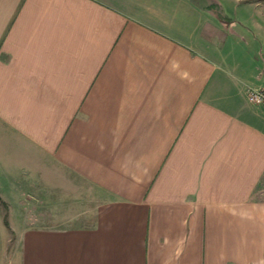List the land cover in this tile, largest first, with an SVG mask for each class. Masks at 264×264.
<instances>
[{
    "label": "crops",
    "instance_id": "1",
    "mask_svg": "<svg viewBox=\"0 0 264 264\" xmlns=\"http://www.w3.org/2000/svg\"><path fill=\"white\" fill-rule=\"evenodd\" d=\"M263 51L264 0H0V264H264Z\"/></svg>",
    "mask_w": 264,
    "mask_h": 264
},
{
    "label": "built area",
    "instance_id": "2",
    "mask_svg": "<svg viewBox=\"0 0 264 264\" xmlns=\"http://www.w3.org/2000/svg\"><path fill=\"white\" fill-rule=\"evenodd\" d=\"M247 98L253 104L264 106V88L250 87L247 90Z\"/></svg>",
    "mask_w": 264,
    "mask_h": 264
},
{
    "label": "rangeland",
    "instance_id": "3",
    "mask_svg": "<svg viewBox=\"0 0 264 264\" xmlns=\"http://www.w3.org/2000/svg\"><path fill=\"white\" fill-rule=\"evenodd\" d=\"M264 52V51H263ZM33 196V195H32ZM39 197H43V195H38ZM30 199H32V197H30ZM36 199H37V197H36ZM0 207L2 208L1 210L3 211L4 209L6 210V216H8V214H9V212H10V210L8 209V204L6 203V202H4V201H2V200H0ZM31 207V206H30ZM32 208V207H31ZM80 208V207H79ZM22 209H20V210H18L17 211V213H21L22 211H21ZM29 214L31 215V214H34V211L33 210H30L29 211ZM31 219H33V217L31 216Z\"/></svg>",
    "mask_w": 264,
    "mask_h": 264
}]
</instances>
